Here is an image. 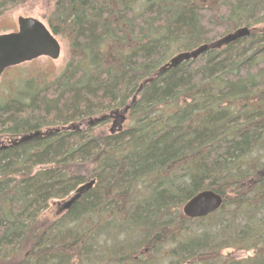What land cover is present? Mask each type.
I'll list each match as a JSON object with an SVG mask.
<instances>
[{"label":"trees","instance_id":"16d2710c","mask_svg":"<svg viewBox=\"0 0 264 264\" xmlns=\"http://www.w3.org/2000/svg\"><path fill=\"white\" fill-rule=\"evenodd\" d=\"M48 23L65 65L0 97V264H264V0H56ZM203 190L221 206L184 216Z\"/></svg>","mask_w":264,"mask_h":264},{"label":"water","instance_id":"95a60500","mask_svg":"<svg viewBox=\"0 0 264 264\" xmlns=\"http://www.w3.org/2000/svg\"><path fill=\"white\" fill-rule=\"evenodd\" d=\"M249 29L245 26L235 29L225 35L220 41H230L241 36L248 35ZM208 49L207 44H201L190 51H183L171 59L178 63L190 58H196L200 53ZM60 44L49 29L35 17H17V31L0 33V77L3 71L11 66L31 61L40 56L57 59L60 55ZM110 132L121 130L125 120V114L115 112ZM39 132L22 135L18 141L27 140L38 135ZM3 142L1 141L0 144ZM1 145L0 148H4ZM94 179L79 186L74 193L61 203V210H67L85 192L90 189ZM222 196L213 190H203L189 198L182 206V213L188 218L204 217L217 210L222 204Z\"/></svg>","mask_w":264,"mask_h":264},{"label":"rangeland","instance_id":"374dc122","mask_svg":"<svg viewBox=\"0 0 264 264\" xmlns=\"http://www.w3.org/2000/svg\"><path fill=\"white\" fill-rule=\"evenodd\" d=\"M55 1L56 0H17L4 9L0 14V33L10 32L17 29L18 16L35 17L47 25V19L51 16ZM256 27L264 29L263 25ZM56 37L60 42L61 48L59 57L57 59H51L47 56H40L31 61L6 68L0 77V97L7 96L8 92L12 93L13 96H17L18 94L21 95L20 93L30 90L36 85V83L47 82L59 73L65 65L69 55L67 40L59 34H56ZM182 50L183 49L178 51L171 50L170 57L175 56ZM113 119L114 118L100 125L96 130L108 132ZM126 124L127 121H124L122 127ZM73 193L74 192L62 199L50 203L48 208L39 215V221H51L62 213L63 210L60 209L61 203L67 200ZM180 211L182 212V207H180ZM223 253L232 254L236 261L245 259L253 254L252 249L247 251L243 249L234 251L230 248L225 249ZM162 264H167V262H163Z\"/></svg>","mask_w":264,"mask_h":264},{"label":"flooded vegetation","instance_id":"af4514ba","mask_svg":"<svg viewBox=\"0 0 264 264\" xmlns=\"http://www.w3.org/2000/svg\"><path fill=\"white\" fill-rule=\"evenodd\" d=\"M25 17H28V16H25ZM48 19H49V17H48ZM47 19V20H48ZM41 21V20H40ZM41 22H43V21H41ZM43 24H45L44 22H43ZM45 26L49 29V31L53 34V32L51 31V29H50V27H49V23H47V25L45 24ZM13 31H17V29H15V30H13ZM55 37H56V34H53ZM57 38V37H56ZM58 40V39H57ZM59 41V40H58ZM59 44H60V42H59ZM63 212V211H62Z\"/></svg>","mask_w":264,"mask_h":264}]
</instances>
